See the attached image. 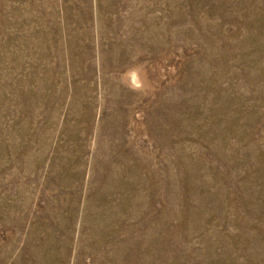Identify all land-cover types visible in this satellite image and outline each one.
<instances>
[{
    "label": "rangeland",
    "instance_id": "1",
    "mask_svg": "<svg viewBox=\"0 0 264 264\" xmlns=\"http://www.w3.org/2000/svg\"><path fill=\"white\" fill-rule=\"evenodd\" d=\"M0 264H264V0H0Z\"/></svg>",
    "mask_w": 264,
    "mask_h": 264
},
{
    "label": "clouds",
    "instance_id": "2",
    "mask_svg": "<svg viewBox=\"0 0 264 264\" xmlns=\"http://www.w3.org/2000/svg\"><path fill=\"white\" fill-rule=\"evenodd\" d=\"M130 87H132L133 89H138L140 87V84L137 82V77H136L135 73H133L131 76Z\"/></svg>",
    "mask_w": 264,
    "mask_h": 264
}]
</instances>
